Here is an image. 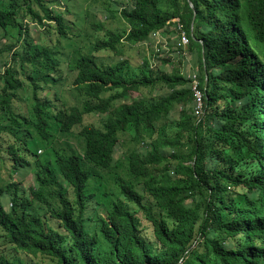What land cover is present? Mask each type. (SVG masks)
Returning <instances> with one entry per match:
<instances>
[{"label":"trees","instance_id":"obj_1","mask_svg":"<svg viewBox=\"0 0 264 264\" xmlns=\"http://www.w3.org/2000/svg\"><path fill=\"white\" fill-rule=\"evenodd\" d=\"M56 1L0 0V55L11 51L0 167L36 178L28 188L0 182V264H264V0H99L104 20H117L89 22L103 34L84 21L73 32ZM174 17L203 94L197 118L187 75L161 68L172 56L152 65L162 51L148 48L131 68L97 55H123L156 30L169 42ZM31 25L42 28L37 40ZM68 77L67 98L57 87ZM85 115H101V126ZM124 135L134 146L120 177Z\"/></svg>","mask_w":264,"mask_h":264},{"label":"rangeland","instance_id":"obj_2","mask_svg":"<svg viewBox=\"0 0 264 264\" xmlns=\"http://www.w3.org/2000/svg\"><path fill=\"white\" fill-rule=\"evenodd\" d=\"M64 5L66 6V9L68 11H66V9H64ZM52 8L57 10V11H64L63 15L65 20L67 21V23L71 26V30L73 32H77L75 30V27L71 24V22H78V24H81V22L84 21V27H86V30L88 32H92L95 34H103L104 32V28L108 23H111L113 26L117 25V20H109L106 21L105 19V10L104 8L101 6V2L99 0H57L54 4H52ZM86 16V19L84 20V17ZM96 16V18H95ZM99 19L101 20L100 22H102V24H104V28L103 30H93L92 26L89 24L90 21ZM120 20V19H119ZM25 22V21H24ZM26 24H31V23H27ZM2 29L0 28V48L4 45V43H6V41L8 40V36L7 35H3L1 34ZM42 31V28H38L33 27L32 25L29 26L28 32L29 35L34 39L37 40L40 33ZM6 37V38H5ZM52 37V40H49L48 38L46 39V41L48 42V44L50 45H54L56 43V40L54 39V36L50 35V38ZM7 39V40H6ZM91 37L90 36H85L82 39L77 41V44L80 47L81 51H85L88 42L90 41ZM63 42L59 43V47L63 48ZM123 50H125L123 55H118L117 53H114L113 51H106V52H100L98 53V57L100 60L103 61V63H110V62H114L116 61V59L119 58H126L127 60H129V65L130 67H136L137 64L140 63V56L146 54L147 48L145 46L144 43H140L138 45H133L130 48H127V46H124ZM5 55H1V59L2 60H6L9 61L10 59V54L11 51H6L5 50ZM190 51L188 48V55L185 57L183 56H179L177 55V53L172 52L170 54H168L169 56H172V62L169 64H165L162 65L161 68L163 70H179L180 72L184 73L185 75L188 73V71L191 70V65H195L194 64V60L190 61ZM158 57H162V55L157 56L155 55L154 57L152 56V59L154 60L152 62L153 64L156 65H160L161 62L158 59ZM1 59H0V63H1ZM71 77H68L63 83L62 85L58 86V90L65 95L67 98L70 97L69 94V87L71 86ZM165 88L162 89L160 91V93H164L165 92ZM159 93V92H157ZM20 96L23 97L24 93L23 92H19ZM130 99L126 101L125 105L130 107L132 104H129ZM118 106V104H117ZM181 109L180 105L175 106V108H173V110H171V113L169 114V116L171 117V119L173 118H177L179 115V111ZM113 116H109V115H102V118H104L105 120H110ZM197 118V117H196ZM85 121H90L92 123H94L95 125H97L98 127L101 126V115H96V116H90V115H85L84 116ZM171 122H167V127H168V133L172 132V127H171ZM69 142H71L72 144H75L73 139H69ZM160 143L159 139H157L154 142V146L153 148H155L156 146H158ZM134 146V143L130 140V138L127 135L121 136V140L120 142L117 144L116 146V153H115V163L118 164V167L115 168V171L118 172L120 177H124V167L126 162L124 161V158L122 157V154L127 152V150H129L130 148H132ZM32 149L34 148V145H31ZM43 155H41V157H43ZM4 156L2 157V161H3ZM0 178H1V183H4L8 180L13 179L15 182L19 183V180L22 181V185L24 188H28L30 186H32L34 184V178L31 175V172L29 170H27L26 168H19L16 173H10L8 168H4L3 166L0 167ZM195 198L197 199L198 197L195 196ZM3 204L5 205L6 208L9 207V201L6 197L1 198ZM1 234V231H0ZM50 264V263H47Z\"/></svg>","mask_w":264,"mask_h":264},{"label":"clouds","instance_id":"obj_3","mask_svg":"<svg viewBox=\"0 0 264 264\" xmlns=\"http://www.w3.org/2000/svg\"><path fill=\"white\" fill-rule=\"evenodd\" d=\"M110 1H113V0H110ZM121 8V7H120ZM174 19V20H173ZM176 21V22H175ZM170 22H172L173 24H174V26H172V27H170V30H172L173 32H171L170 33V37H169V42L166 40V39H164L163 38V36H162V34L158 31V30H156V31H153L152 33H151V35L149 36V38H148V40H145V41H143L142 43H144L145 44V46H146V48H147V50H148V48H151V49H153V51L155 52V53H160L161 51H162V54L161 55H164V53H167L166 55H168V54H170V53H172V52H175V53H177V55H179V56H183V57H185L186 55H187V53H188V44H189V42H188V44L187 45H185V46H183V47H177V45H176V40H177V30H176V24H177V22H178V18H176V17H174V18H172L171 19V21ZM179 23V22H178ZM180 24V23H179ZM182 26V25H181ZM182 29H183V27H182ZM184 30V29H183ZM185 31V30H184ZM186 32V31H185ZM1 34H3V31H1ZM187 34V33H186ZM188 36V35H187ZM189 38V37H188ZM163 40H165L166 42H167V49H160V51H155V47L156 46H158V47H160L161 46V44H162V41ZM169 43H170V45H169ZM171 47V50H169V48ZM186 58V57H185ZM0 59H1V55H0ZM190 59V58H189ZM9 61H10V59H9ZM8 61V62H9ZM191 61V60H190ZM8 66V64H5L4 63V60H2L1 59V63H0V76H2L3 74H4V71H5V68ZM192 71H194V70H190V71H188V73L186 74L187 75V77H188V75L192 72ZM196 73V72H195ZM197 74V73H196ZM36 153L37 154H42V149H36ZM27 170H29L30 172H31V175L33 176V178H34V182H35V177H34V175H33V173H32V169L30 170L28 167L26 168ZM16 173V172H15ZM14 174V173H13ZM10 181H14L13 179H11ZM7 198V197H6ZM8 199V198H7ZM9 203V206H10V202H8Z\"/></svg>","mask_w":264,"mask_h":264},{"label":"built area","instance_id":"obj_4","mask_svg":"<svg viewBox=\"0 0 264 264\" xmlns=\"http://www.w3.org/2000/svg\"><path fill=\"white\" fill-rule=\"evenodd\" d=\"M176 30H177V40H176L177 47H183L187 45L189 42V38L186 32L182 29L181 24H179L178 22L176 24ZM158 46L155 47V51H160V49H167V42L163 40L161 46L160 47ZM188 78H189V87L192 93V103H191L192 111L193 114L196 117H198L203 112V94L201 89L199 88V80L197 74L194 71H192L188 75Z\"/></svg>","mask_w":264,"mask_h":264},{"label":"water","instance_id":"obj_5","mask_svg":"<svg viewBox=\"0 0 264 264\" xmlns=\"http://www.w3.org/2000/svg\"><path fill=\"white\" fill-rule=\"evenodd\" d=\"M191 8L193 9V6L191 4V2H189ZM194 16H195V11L193 10V15H192V20H191V30H192V25H193V20H194ZM201 42V41H200Z\"/></svg>","mask_w":264,"mask_h":264}]
</instances>
